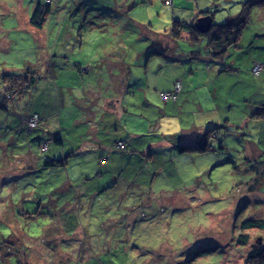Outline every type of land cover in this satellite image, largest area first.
<instances>
[{"label":"rangeland","instance_id":"374dc122","mask_svg":"<svg viewBox=\"0 0 264 264\" xmlns=\"http://www.w3.org/2000/svg\"><path fill=\"white\" fill-rule=\"evenodd\" d=\"M37 3H40L45 14L41 27L29 20ZM241 3L240 0H0V73H4L0 92L5 98L7 109L0 110V231H12L14 235L25 231V220L29 216L22 214L25 210L22 200L30 198L36 183L43 181L49 169V166L43 165L47 160L44 157L48 148L53 150L57 145L55 141L49 140L46 130L50 129L54 135L52 137L60 134L66 150L74 149V154L67 156L68 152H62L60 148L56 156H65L63 158L68 160V166L73 165L68 176L65 175L64 164L54 166L61 168L57 172L62 176L61 180L72 186L62 192L63 204L56 209L55 202H50L48 195H45L43 198L52 205L46 207L35 202L34 208L29 211H44L36 214L40 220L56 218L58 214L59 217L73 219L72 227L76 229L53 235L55 238L59 235L62 237L58 240L59 244L55 243L57 255L50 254L53 249L50 253L45 249L44 241L39 243L38 239L29 238L30 241H24L25 247L17 237L18 246L24 251L18 253L13 242L12 247L17 250L16 256L21 255L24 263L51 264V258L58 259L59 256L68 255L67 251L80 248L83 256L86 255L85 249H93V253L100 255L103 249H108L110 237L116 231L123 237V250L129 257L136 258V264H152L155 261V264H225L226 248L236 249L231 235L240 231L234 218L236 206L246 198L248 203L245 209L254 217L264 220V190H249L254 182V171L244 169L250 166L238 167L236 164L232 167L230 163H225L222 165L225 166L223 170H211L228 154L240 153L241 139L237 145L229 148L230 152L225 151L220 156L218 153L209 156L200 152L185 157L173 155L178 160L171 161L173 172L166 168L171 178L168 179L164 169H155L156 164L151 160L158 146L171 145L166 137L156 140L162 135L156 134L171 131V123L166 118L164 120L163 110H159V118L163 123L160 122V126L155 123L154 132L147 127L146 132L136 134L144 138H149V135L154 140L150 145L153 151L141 153L139 148L146 145V140L141 141L140 137L134 140L136 135L134 137L127 133L128 129L136 133L130 129L133 122L130 118L134 114L146 119V114H151L155 108L150 105L146 107L144 98L151 99L153 104H162L156 90L166 89L168 76L173 73L165 70L164 64L161 68L164 72L157 71L160 59L155 55L146 58V53L150 52L146 49L149 41L141 34L150 32V39L154 42H150V45L155 53L167 52L170 61L173 53L188 50L196 51L200 60L201 50L198 48L200 45L201 48L205 47L208 35L193 40L189 39V31L181 30L180 37L172 36L170 27L173 18L181 23H191L195 15L203 16L204 9H207L212 15L217 14L212 17L213 22L222 23L217 22L220 15L225 18L230 9L237 12ZM249 26L258 34L255 43L262 47L257 50V54H260L264 52V6L259 8V13L253 16ZM247 34L249 31L246 28L241 40L243 45ZM236 51L239 49L231 53ZM119 57L127 64V74L117 69L122 68L120 64L113 63ZM164 63L167 62L164 60ZM255 63L254 71L262 69L260 63ZM224 65L217 62V70H221ZM214 66H211L212 71ZM108 69L111 73L107 72ZM158 76L162 79H157ZM234 77L238 78L239 75H231V87L225 91L232 96L236 94ZM162 80L164 84L161 85ZM177 83L173 86L179 89L181 82ZM68 90L74 95L73 99L70 98L72 102L75 101L71 107L66 106ZM84 106L88 115L83 112ZM29 109H38L50 121L44 120V127L37 125L39 129L31 132L38 130L44 134L42 138L32 136L23 141L19 136H14L13 129L19 122L17 120L22 110L26 114ZM101 109L121 116L113 121L112 126L116 125V133L126 138L129 148L136 146V150L132 153L128 151L126 156L118 150H112L114 155L106 163L100 162L99 158L94 160L92 153L87 154L94 146L86 138L93 135L97 124L99 132H109V129H104V120H99L102 114L94 116L96 112H102ZM235 109H229L231 116L235 114ZM122 115L128 116L123 118ZM38 120L40 124L39 116ZM46 123H52L56 128L59 126L57 123H61L64 132L52 130ZM218 130L223 129L215 131ZM183 132L182 143L188 145L195 142L198 132H204V128L199 127L189 136H184L189 130ZM41 139L46 141L39 143ZM47 141L48 147L42 150L47 146ZM138 154L142 159L138 160L137 167H133ZM90 157L93 161H89ZM101 159L105 160V157ZM162 160L164 157H161ZM253 160L257 161V158L253 157ZM254 164L258 166V173L264 171V162ZM18 173L19 177H16ZM107 176L111 183L108 180L101 189ZM93 181L92 189L87 191ZM52 186L49 184L47 187L49 189ZM42 190L46 189L43 187ZM32 203L26 201L25 204L31 206ZM13 214L19 224H15ZM42 229L44 231L43 226L40 228L38 225L32 228L35 230L34 238H40L37 232ZM248 234L252 243L264 242V230L253 228L248 230ZM207 247L213 248L206 251ZM243 258L242 251H235L233 260L229 262L239 264L234 261H240L241 264ZM98 259L101 264H108L101 256ZM111 264L117 263L111 261Z\"/></svg>","mask_w":264,"mask_h":264},{"label":"trees","instance_id":"16d2710c","mask_svg":"<svg viewBox=\"0 0 264 264\" xmlns=\"http://www.w3.org/2000/svg\"><path fill=\"white\" fill-rule=\"evenodd\" d=\"M240 2L242 3L241 5L239 4V9L237 12H233V9H230V13L226 14L225 18L220 15L221 18L218 19L217 22L222 23H215L212 21L211 26L205 32H200L193 26V21L198 16H201L200 14H198L197 16L195 15L191 23H181L179 20H176V18H173V23L170 27L172 36L178 35L180 37L181 30L189 31V39L193 40L197 39L198 36L208 35V41L205 47L201 48L200 45V48H198L199 51L201 50V57L203 58L200 57L199 60L196 51L188 50V52L183 51V53L181 52V54L177 57L172 58V60H176L177 63L167 60V63H164L166 65L164 66V68L165 70H171L173 73L168 76V79L166 81V89L163 88L156 90L157 96L162 104H153L151 102V99L144 98L143 104L146 105V107L153 106L156 108V110L152 107L153 110H151V114H146V119L134 114L130 118L133 121L131 122L130 129L135 131L136 133H132L131 131H129V129L127 133L135 137L137 132H146L147 127H150V131L154 132L152 130L156 129L155 127H153L155 123H158V126H160V122L163 123V120H160L159 118V110H163L164 120L166 118L167 121L171 123V131L156 134H162L158 136L156 140H161L166 137L170 141L171 145L165 147L157 145L158 149H156V152L152 153V155L154 154L155 157L152 156L151 160H154L156 164L155 169H164V175L167 174L168 179H171L168 175V172L174 171V165L171 164V161L174 162L177 159L176 157H172L173 155L185 157L187 155H190V153L200 152L203 155L209 156L213 154L217 155L218 153L220 156V154L225 153V151L230 152L231 150L229 148L237 145V143H239V140L241 139L242 142L240 145L242 146V148L240 153L236 155L228 154L227 157L221 159L217 165H214L211 170H223L225 166L222 165L225 163H230L232 167H235L236 164H238V167L250 166L251 168L244 169V171H254V173L252 174L255 177L254 182L253 185L250 186L249 190H257L258 192H261V190H264V171L258 173V166H256L254 162H264V52L257 54V50L262 49V47L260 44L255 43V37L258 34L254 33L249 25L253 22V16L256 17L259 13V8L264 6V0H240ZM204 10L205 11L202 15L208 14L211 18L217 15L216 13L212 15L209 11L207 12V9ZM42 11L43 9L40 3H37L29 19L33 25L41 27L45 19V14ZM246 28L249 31V34H247V36L243 40V45L241 43V40ZM141 35H143V38L146 37V39H148L149 41V46L146 45L147 52L150 51L149 53H146L147 59L148 57H151L153 55H163L165 58L169 59L170 54H168L167 52L163 53L161 51H156L157 53H155L152 45H150V42L151 44L154 43L152 42V39H150V32ZM237 49H239V51L231 53L233 50L235 51ZM254 60H256L255 62H258L262 65V69H260L259 71H254L253 67L256 64ZM217 62H222L225 64L221 70H217ZM113 63L120 64L122 68L117 69H119L122 74L128 73L127 67L125 66L127 64L125 63L123 58L119 57V60L114 61ZM107 64H111V62H108ZM212 65H216L213 67V71L211 69ZM161 71H163V69H161ZM107 72L111 73L110 69H108ZM232 73L239 75L238 78H233V83L235 84L234 88L236 91V94L233 96L225 92L231 87L230 77L231 75H233ZM0 74V85H2L1 80L3 79L4 73L2 72ZM199 75L201 77H198ZM157 79H162V77L160 78L158 76ZM178 81H180L181 84L179 86V89L177 88V90L176 88H174L173 84L177 83ZM120 82L121 80H119V83ZM160 84H164V80H162ZM31 85H33V83ZM123 86L125 85L123 84ZM199 88H202V90H199ZM167 94L168 96H165ZM163 96L165 97L163 98ZM216 96H220V98L218 99ZM4 99L5 98L3 94L0 92V110H7L4 105ZM163 104H165V106H162ZM118 105H120V103H118ZM231 107L236 108L235 114H233L232 116L231 113H229V109ZM83 110L85 115H88L87 109L85 107L83 108ZM101 110L102 112H99L98 114L96 112L94 116L102 114V117L99 120H104V129L106 131H108L109 129V132H99V124H97V126L95 125L96 131L93 133V135L90 134L88 138H86V141L90 140V145L94 146L93 148H90L88 150L87 154L92 153L91 156L94 160L95 158H99L100 162L102 161L103 163L105 161L106 163L109 161V157L114 155L113 153H111L112 150L120 151V154L123 156L128 155V151H130L131 153L135 151L136 146L129 148L126 138L116 133V125L114 127L112 126L113 121H116L115 119H118L121 116H118V114L112 111L103 109ZM22 112L18 116L19 120H17V122L19 121L20 123L18 122V124L16 122L17 124L14 125V136L17 138L19 136V138L23 139V141L31 139L32 136V138H42L44 134H40L38 130L33 133L31 132L36 128L39 129L38 126H42V122L44 120H50L48 118H45V116H43L41 112L38 111V109H29V112H27L26 114ZM33 113L37 114L35 123L36 125L30 128L28 120L30 119V117H33V115H31ZM106 114L110 115L109 119L107 118ZM38 116L40 119V124H38ZM125 116L128 115H122L123 118ZM148 120L152 122L149 123ZM51 125L52 123L47 125V127H51L52 130L56 129L58 130V132H64L61 123H59L58 128H56V125ZM162 125L164 127V124ZM199 127L204 128V132H198L199 134L197 135L193 144L186 145L182 143L181 137L184 134L183 131L189 130V133H186L184 135L189 136ZM25 128L27 130H25ZM217 129L223 130H218L216 132L215 130ZM46 131L49 133V140L55 141L57 143L53 150H50V148H48L47 155L46 157H44L47 160L43 163V165L49 166V169L43 177V181L37 182L35 185V190L31 192V194H33L30 197L32 200H29L30 198H23L22 200V208L25 209L22 214L29 216L28 219L25 220V231L19 228L21 231L17 235H14V232L12 231H0V244L1 242L3 244H1L2 250L0 252V264H30L24 263L25 261L21 260V255L16 256L15 252L17 250H13L12 242L14 243L15 248H18V253L23 250L18 246V240H16L17 237L20 240L19 243H23V245L24 241H30L29 238L38 239L37 242L39 243L41 241H44L46 244V246H44L45 249L49 253L50 250L53 249L52 253L50 254L57 255L58 249L55 248V243L59 244L58 240L62 237H60L59 235V237L55 238L53 237V235H56L60 232L61 234H65V232H73L76 229L75 226L72 227L73 219H68L66 217L63 218L62 216L59 217L58 214L56 218L40 220L39 218H37L36 214L43 213L44 211H29L34 208L35 202L44 204V206L46 207L52 205V203L50 202H55V208L59 209L61 204H63L62 192L67 190V188L72 187L67 184V181L63 182L61 180L62 176L58 175L57 172L61 171V168H54V166L64 164L66 170L65 175L68 176L69 170H72L73 165L68 166V160L66 158H63L65 156H61L60 158L56 156L61 150L60 148H62V152H68L67 156H72L74 154V149L66 150L65 142L63 138L59 136L60 134L55 135L56 137H52L54 135L50 133V129ZM139 137L140 136L136 135L134 140H137ZM148 137L149 138L140 137L142 138L141 141H144L143 139L146 140V145L139 148V150H141V153L142 151L146 152L154 150V148H150V145L154 140L152 141L149 135ZM43 141H46V139L38 140L39 143ZM48 141L46 142V144L48 143ZM240 145L238 146V149L240 148ZM102 146H104V149H102ZM249 146H253L252 149L249 148ZM47 147L48 144L47 146L42 148V150H46ZM25 151V153H27L29 149ZM138 155L139 157L136 158L133 167H137L139 165L138 160L140 158L142 159V156H140V154ZM160 155L162 159L164 157V160L161 161ZM27 156L28 155H25L26 159ZM92 157L89 158V161L92 160ZM103 157H105V160L101 159ZM253 157H256L257 161L253 160ZM34 160L35 158H33V163L35 162ZM252 160L253 165H251ZM27 167L30 168L29 165ZM166 168L169 171H167ZM16 177H19V173ZM210 179H212L211 176ZM108 180L109 176L106 177V181H104V183H102V185L100 186L101 189L105 186V182H107ZM94 183L95 182L93 181L89 185V189H87V191L92 189ZM108 183H111L110 180L108 181ZM49 184H52L53 186L51 188L49 187L48 189L47 186ZM106 186H109V184ZM43 187L46 189L45 191L42 190ZM57 193H59V196ZM45 195H48V199L50 202L48 201V199L43 198V196ZM26 201H30L33 203L31 206H28L27 204H25ZM242 201L243 202L239 203L236 206V209L234 211V218L236 219L235 221H237L236 223L239 224L237 226L240 227V231L236 235H231L232 237H234V245L236 248L235 251H242L243 253L244 258L241 260V264H264V242L255 244L254 242L252 243L248 238L249 229L255 228L257 230H264V220L262 218L254 217L251 212L249 213L247 209H245V205L248 203V200L246 198H244ZM13 217L15 218L14 214ZM17 220L18 219L15 218V224H19ZM35 225H38L40 228L43 226L44 228V231L42 229L41 232H37V236H40V238H34L35 230H32V228H35ZM110 239L111 240L107 246L108 249H103L104 252L100 255L93 253V249H91L90 251L85 249L86 255L83 256L81 254L80 248L79 250H72L71 252L67 251L68 253H66L68 255L59 256L58 259L56 257H53L51 258L52 260H50V262L51 264H101L98 259L99 256H101L102 260L106 261L108 264H111V261H115L117 264H136V258L133 256L129 257L128 253L123 250L124 244H122V235H118L115 231V234L110 237ZM230 246H232V242ZM247 246L248 248H246ZM44 247H42V249ZM212 248L213 247H207L206 251ZM59 249L62 250V247L59 246ZM54 251H57V253L55 254ZM235 251L233 247L230 250L226 248V257L224 259L225 264L231 263L229 262V260H233ZM25 258L28 259V257ZM234 262H239L240 264V261ZM155 263H157V261L152 262V264Z\"/></svg>","mask_w":264,"mask_h":264},{"label":"crops","instance_id":"0c3cea01","mask_svg":"<svg viewBox=\"0 0 264 264\" xmlns=\"http://www.w3.org/2000/svg\"><path fill=\"white\" fill-rule=\"evenodd\" d=\"M30 19V18H29ZM181 53H173L172 55H171V57L172 58H175V57H177L178 55H180ZM155 57H157V58H159L160 59V66H159V69L158 70H161V68H162V66H163V64H164V60L165 61H169V59H167V58H165L164 56H159V55H156ZM171 62H174V63H177L176 62V60H172ZM164 66H165V64H164ZM174 76H176V75H174ZM198 77H201L200 75L198 76ZM173 79V78H172ZM63 80V79H62ZM66 93H68V96H67V101H66V106H68V107H71V106H73V103L75 102H72L71 101V99H73L74 97V95H73V92L71 91V90H68V92H66ZM71 98V99H70ZM67 107V108H68ZM84 107H86V106H84ZM90 108H91V106H89ZM68 110H69V108H68ZM70 111V110H69ZM88 113V112H87ZM209 115V114H208ZM59 120V119H58ZM59 124V123H58ZM46 125H49V123H46ZM28 155V154H27ZM28 158V157H27Z\"/></svg>","mask_w":264,"mask_h":264},{"label":"water","instance_id":"95a60500","mask_svg":"<svg viewBox=\"0 0 264 264\" xmlns=\"http://www.w3.org/2000/svg\"><path fill=\"white\" fill-rule=\"evenodd\" d=\"M212 18L210 15L198 16L193 21V26L200 32H205L211 26Z\"/></svg>","mask_w":264,"mask_h":264},{"label":"built area","instance_id":"2783aa9c","mask_svg":"<svg viewBox=\"0 0 264 264\" xmlns=\"http://www.w3.org/2000/svg\"><path fill=\"white\" fill-rule=\"evenodd\" d=\"M176 84H178V83H176ZM31 120V121H30ZM30 120H28V122L30 121L31 122V124H29V125H34L35 123H36V115H33V117H31V119Z\"/></svg>","mask_w":264,"mask_h":264}]
</instances>
